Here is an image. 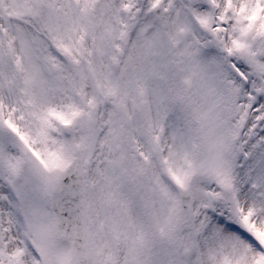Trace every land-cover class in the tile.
I'll use <instances>...</instances> for the list:
<instances>
[{"label": "snow or ice", "instance_id": "obj_1", "mask_svg": "<svg viewBox=\"0 0 264 264\" xmlns=\"http://www.w3.org/2000/svg\"><path fill=\"white\" fill-rule=\"evenodd\" d=\"M0 264H264V0H0Z\"/></svg>", "mask_w": 264, "mask_h": 264}]
</instances>
